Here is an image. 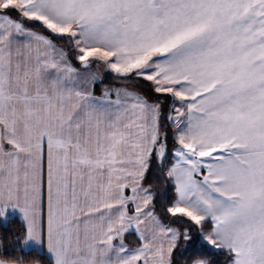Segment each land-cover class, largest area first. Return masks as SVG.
I'll use <instances>...</instances> for the list:
<instances>
[{"label": "snow or ice", "instance_id": "snow-or-ice-1", "mask_svg": "<svg viewBox=\"0 0 264 264\" xmlns=\"http://www.w3.org/2000/svg\"><path fill=\"white\" fill-rule=\"evenodd\" d=\"M0 264H264V0H0Z\"/></svg>", "mask_w": 264, "mask_h": 264}]
</instances>
